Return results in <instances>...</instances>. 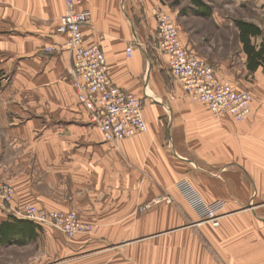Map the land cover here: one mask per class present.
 <instances>
[{"label":"crops","instance_id":"crops-1","mask_svg":"<svg viewBox=\"0 0 264 264\" xmlns=\"http://www.w3.org/2000/svg\"><path fill=\"white\" fill-rule=\"evenodd\" d=\"M77 1V10L90 11L84 35L102 49L112 82L142 99L153 96L161 102L144 100L146 131L115 144L104 141L75 98L70 54L44 49L64 40L53 34L64 0H0V179L13 189L11 202L0 203V226H13L12 211L24 205L70 210L97 225L96 242L107 246L121 238L105 227L119 225L120 219L123 225L135 222L138 201L164 191L174 194L170 183L186 175L211 199L224 193L231 210L219 228L206 227L205 235L189 228L174 233L177 244L191 243L192 264H264V150L258 152L264 106L251 105V116L237 122L230 116L213 117L176 80L178 86L166 90L159 72L170 71L166 57L156 61L141 43L155 38L152 8L161 0H141L143 23L147 21L141 29L133 19L141 9L134 0ZM137 40L126 55L128 43ZM255 126L263 136H254ZM6 146H15L16 152L4 157ZM173 150L181 157L178 161ZM233 161L245 171L228 172L225 183L235 182L222 190L202 172L209 168L200 166ZM187 163L200 173L190 171ZM252 193L257 196L246 203L245 196ZM46 238L38 257L47 261L39 264H101L110 252L84 251L74 242L63 245L50 234Z\"/></svg>","mask_w":264,"mask_h":264},{"label":"rangeland","instance_id":"rangeland-1","mask_svg":"<svg viewBox=\"0 0 264 264\" xmlns=\"http://www.w3.org/2000/svg\"><path fill=\"white\" fill-rule=\"evenodd\" d=\"M201 1L205 6L203 9L194 5L191 0H161V5L154 6L153 8L160 7L171 15L174 24L178 29L179 38L181 37L183 40L182 43L189 46L193 52L208 61V63L215 69L218 78L229 81L233 89L237 91L249 93L252 97L251 105L259 104V106H264V70L257 71V68L254 71H249L245 68L247 60L246 55L242 50V44L238 40V30L234 25V21L238 19L250 21L260 26L264 33V0ZM49 4H51V2H49L48 5ZM134 4L135 7L137 6V10L139 6L140 8L143 6L141 0H134ZM142 9L143 8L139 10L140 12L137 11V14L133 18L135 20V26L140 29L141 25L147 23L145 18V23H143L144 13ZM64 10L65 0L63 11ZM152 16L154 17L153 12ZM42 22L46 24L47 19H42ZM56 22L57 24L53 29V34L56 33L58 20H56ZM143 28L142 31L144 30ZM142 38L145 39V36ZM261 40L262 37H257L252 39V42L257 44ZM144 41L145 42L141 40V43L146 44L148 53L151 57L158 62L160 59L165 58L159 51L154 37L150 36ZM136 42L139 43L138 40ZM62 45L63 42L58 45H50V47H55L60 51ZM98 47L100 48V46ZM44 49L47 51V47H44ZM159 72H161L164 79L167 88L166 90L168 92L174 90V84H177L170 71L162 70ZM72 89L74 91L73 84ZM136 97L142 100V104H144V100L155 102L154 104L161 102L153 96H147L146 98L143 97V99L139 96ZM77 102L79 103L78 100ZM250 116L251 115L249 114L240 121L247 120ZM254 129L256 130L255 137L263 136L262 134L258 135L256 126ZM262 150H264V139L259 138L258 152H262ZM10 151L14 154V152H16L15 146L4 147V152H6L4 157L7 155V152ZM171 153V156L175 158V161H178L177 159L181 158L174 150ZM187 158L188 157H186L184 161H186ZM14 159H16L15 155L11 156V160ZM187 164L186 166L188 169L190 171L193 170L194 165L192 163ZM200 166L209 168L203 169L202 172L216 179L220 185V190L225 189L228 186L230 187L231 184H234L235 182L233 181L228 184L225 183L227 181L225 175L228 172H233L234 169H242L245 171V167L242 164L234 161L230 163L215 162L213 164L204 162ZM210 166H213V168ZM193 171L195 173L199 172H197V170ZM0 184L12 191L8 202L0 199V203L9 204L12 200L13 189L10 184L1 179ZM170 184V189L175 191V196L173 192L169 191H164L163 193L154 196L147 195V199H144L145 201L140 200L137 203L135 212L137 218L135 222L123 225L125 220L120 219L119 225L105 227L113 237L120 236L121 238L110 243V245L106 244L107 246H104V243L96 242V239L98 238L97 225H94L92 222H90L91 224L88 223L86 219H82L87 225L85 232L68 237L53 227L45 224H42L41 226L37 223L21 218L19 213H21V210L25 205L21 207V209H14L12 211V220L10 222H14L15 219L28 221L27 226L29 227L30 225L31 229L25 227V229L23 228L22 231L20 230L13 234L8 240H4L0 244V264H39L42 261H47L46 257L39 258L38 255H40L42 251L41 248L43 247L44 239L48 234L51 236L53 235V237L63 245L66 243L67 245H70L74 242L73 245L82 246L84 251L97 252L101 249L107 248L110 252H107L108 255H106L105 260L101 264H162V262L164 264H192L191 255L193 253V248L191 243L184 242L177 244V239L174 237V233L178 230L189 228L195 230L194 232L198 235H205L208 233V227L214 229L219 228L222 220L227 217L231 210L228 209L229 204L224 193L222 195H215L213 196L215 198L212 197L211 199L200 192V189L197 188L193 179L186 175L180 176ZM256 196L255 193L245 196L247 198V200L245 199L246 203L248 202V198L250 202L253 201V197ZM69 211L70 210H64L63 212ZM213 219L217 220V225L213 224ZM34 225L39 229L36 230ZM41 227L46 228L42 229ZM167 237H169L168 240ZM58 253L61 254L60 250H58ZM85 253L81 254L84 255ZM73 255L78 256L80 254H77V252L74 251Z\"/></svg>","mask_w":264,"mask_h":264},{"label":"built area","instance_id":"built-area-1","mask_svg":"<svg viewBox=\"0 0 264 264\" xmlns=\"http://www.w3.org/2000/svg\"><path fill=\"white\" fill-rule=\"evenodd\" d=\"M77 0H65V10L59 16L56 32L64 36L61 50L72 59L70 76L75 97L87 110L90 122L97 127L104 141L117 143L146 131L142 100L112 82L103 51L84 35L90 21V11L76 10ZM155 38L159 51L166 57L168 68L188 97L204 104L215 118L230 116L243 120L251 112L252 97L233 89L229 81L217 77L215 69L203 58L182 44L171 15L160 7L153 8ZM131 42L125 48L130 55ZM48 47V52L56 51ZM58 51V50H57ZM11 189L0 184V199L8 202ZM21 218L53 227L68 237L84 233L87 225L72 212L46 210L25 205ZM217 225V220L213 219Z\"/></svg>","mask_w":264,"mask_h":264},{"label":"trees","instance_id":"trees-1","mask_svg":"<svg viewBox=\"0 0 264 264\" xmlns=\"http://www.w3.org/2000/svg\"><path fill=\"white\" fill-rule=\"evenodd\" d=\"M192 3L201 9L205 6L201 0H191ZM234 25L238 30V40L242 44V50L246 55V68L249 71L256 70L259 66L264 65V33L261 28L250 21L245 20H235ZM262 37L259 44H254L252 42L253 38ZM28 223L22 220L14 221V225H9L8 223H3L0 226V244L5 240H8L13 234L18 231H22L23 228L27 226ZM30 228V225L29 227ZM31 229V228H30Z\"/></svg>","mask_w":264,"mask_h":264}]
</instances>
